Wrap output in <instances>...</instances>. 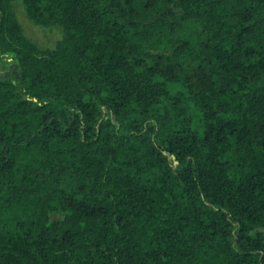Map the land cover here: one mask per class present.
Returning <instances> with one entry per match:
<instances>
[{
  "label": "trees",
  "instance_id": "16d2710c",
  "mask_svg": "<svg viewBox=\"0 0 264 264\" xmlns=\"http://www.w3.org/2000/svg\"><path fill=\"white\" fill-rule=\"evenodd\" d=\"M12 65L0 264H264V0H0Z\"/></svg>",
  "mask_w": 264,
  "mask_h": 264
},
{
  "label": "rangeland",
  "instance_id": "374dc122",
  "mask_svg": "<svg viewBox=\"0 0 264 264\" xmlns=\"http://www.w3.org/2000/svg\"><path fill=\"white\" fill-rule=\"evenodd\" d=\"M17 17L24 28L25 34L42 51H52L55 49L57 42L60 40L58 31L54 29H44L35 26L20 10L17 12ZM7 77L12 80L17 78L16 66L12 65L5 69L0 66V78ZM173 91H184V87L180 83L170 85ZM53 220L59 219L58 216H52Z\"/></svg>",
  "mask_w": 264,
  "mask_h": 264
}]
</instances>
